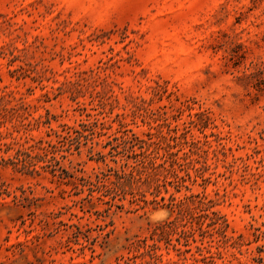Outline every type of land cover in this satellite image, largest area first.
<instances>
[{"label":"rangeland","instance_id":"374dc122","mask_svg":"<svg viewBox=\"0 0 264 264\" xmlns=\"http://www.w3.org/2000/svg\"><path fill=\"white\" fill-rule=\"evenodd\" d=\"M0 264H264V0H0Z\"/></svg>","mask_w":264,"mask_h":264},{"label":"trees","instance_id":"16d2710c","mask_svg":"<svg viewBox=\"0 0 264 264\" xmlns=\"http://www.w3.org/2000/svg\"><path fill=\"white\" fill-rule=\"evenodd\" d=\"M49 146L55 147L54 145H51L50 143H49ZM42 150L45 151V155H48V149L47 148H42ZM53 172H55V171H53ZM68 176L71 177V175H68ZM99 199L102 200L101 198H99ZM106 203L109 204V205H111V203L109 201H107ZM74 227L77 228V231L73 232V235L78 236V235L84 234L83 233V230L80 227H77L75 225H74Z\"/></svg>","mask_w":264,"mask_h":264}]
</instances>
